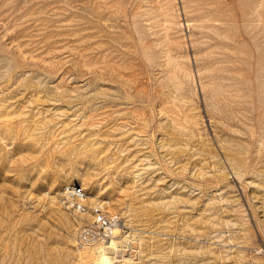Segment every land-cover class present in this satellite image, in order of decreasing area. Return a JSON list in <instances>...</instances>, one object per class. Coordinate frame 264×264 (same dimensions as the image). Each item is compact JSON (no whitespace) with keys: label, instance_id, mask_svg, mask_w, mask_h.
I'll use <instances>...</instances> for the list:
<instances>
[{"label":"rangeland","instance_id":"obj_1","mask_svg":"<svg viewBox=\"0 0 264 264\" xmlns=\"http://www.w3.org/2000/svg\"><path fill=\"white\" fill-rule=\"evenodd\" d=\"M64 185L108 264H264V0H0V264H102Z\"/></svg>","mask_w":264,"mask_h":264},{"label":"built area","instance_id":"obj_2","mask_svg":"<svg viewBox=\"0 0 264 264\" xmlns=\"http://www.w3.org/2000/svg\"><path fill=\"white\" fill-rule=\"evenodd\" d=\"M63 204L70 213L80 219V215L87 209L83 197H79L78 190L63 187ZM121 219L118 215H108L100 206L91 208L90 219H80L77 225V243L88 246L97 242H106L112 235L113 229L119 227Z\"/></svg>","mask_w":264,"mask_h":264},{"label":"bare ground","instance_id":"obj_3","mask_svg":"<svg viewBox=\"0 0 264 264\" xmlns=\"http://www.w3.org/2000/svg\"><path fill=\"white\" fill-rule=\"evenodd\" d=\"M69 187H72V189L78 190L79 197H83V201L85 202V204L87 206V209L81 215L84 216V214H85L86 216H90V218H91V208H89L87 200L94 201L95 204H97L96 198H87L85 191L81 187L73 186V185H70ZM55 199H56V197H55ZM52 200H54V199L52 198ZM95 206H100L102 209H104L106 214L113 215V214H110L111 210H109L110 213L108 212L106 205L104 206L101 203V204H98ZM80 219H82V217ZM123 238L124 237L121 235V227L119 226V227H116L113 229V233H112L111 237L106 242H97V243L92 244V245L79 246V247L81 249H83V252H85V254H86L85 257L87 258V259L85 258L86 260H89V259L93 260L94 259V260H96L102 264H108L110 262V257H109L110 249L115 248L119 243H121ZM127 239H128V237L124 238V240H127Z\"/></svg>","mask_w":264,"mask_h":264}]
</instances>
